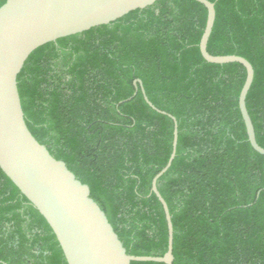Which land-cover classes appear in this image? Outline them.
Masks as SVG:
<instances>
[{"label":"trees","instance_id":"1","mask_svg":"<svg viewBox=\"0 0 264 264\" xmlns=\"http://www.w3.org/2000/svg\"><path fill=\"white\" fill-rule=\"evenodd\" d=\"M207 50L254 70L246 108L264 147V0H209ZM5 0H0V6ZM207 9L157 0L107 24L38 46L17 75L32 135L82 183L126 253L167 250L158 178L173 227L172 264H264V155L238 107L246 71L199 50ZM131 97L127 101H123ZM0 264H67L51 227L0 168ZM130 264H165L131 261Z\"/></svg>","mask_w":264,"mask_h":264},{"label":"water","instance_id":"2","mask_svg":"<svg viewBox=\"0 0 264 264\" xmlns=\"http://www.w3.org/2000/svg\"><path fill=\"white\" fill-rule=\"evenodd\" d=\"M157 0H5L0 6V168L51 227L67 264H130L131 261L173 263V227L166 201L157 189L158 178L169 168L177 144L176 118L158 109L148 99L142 82L135 79L143 98L154 110L174 122L172 151L166 165L151 181V191L160 201L167 224V250L162 256L131 255L110 225L105 213L64 161L52 156L29 131L17 88V75L29 54L57 38L107 24L127 12ZM207 9L199 41L202 57L210 63L237 62L246 76L238 96V107L251 147L264 155L255 137L246 108V95L253 80L251 63L236 54L213 55L207 50L214 19V3L196 0ZM131 97L123 100L127 101Z\"/></svg>","mask_w":264,"mask_h":264}]
</instances>
